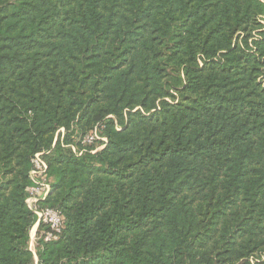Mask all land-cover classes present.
Returning a JSON list of instances; mask_svg holds the SVG:
<instances>
[{
    "label": "trees",
    "instance_id": "obj_1",
    "mask_svg": "<svg viewBox=\"0 0 264 264\" xmlns=\"http://www.w3.org/2000/svg\"><path fill=\"white\" fill-rule=\"evenodd\" d=\"M0 264H264V0H0Z\"/></svg>",
    "mask_w": 264,
    "mask_h": 264
},
{
    "label": "built area",
    "instance_id": "obj_2",
    "mask_svg": "<svg viewBox=\"0 0 264 264\" xmlns=\"http://www.w3.org/2000/svg\"><path fill=\"white\" fill-rule=\"evenodd\" d=\"M102 127H95L91 132L84 135L82 145L94 146L91 154L96 153L104 147L106 139L101 135ZM60 132H63L61 129ZM100 143V144H99ZM72 151L80 156L84 150L76 152L74 147ZM47 163L43 153L35 154L31 160V170L28 174L30 186L26 191L25 203L28 209L34 214L35 223L29 236L28 248L35 257V244L41 238L44 243L56 241L61 235L64 228V217L61 212L54 208L44 207L42 204L47 200L51 192V181L48 177ZM43 226L44 229L37 236L38 228ZM36 261V258H35ZM36 263V262H35Z\"/></svg>",
    "mask_w": 264,
    "mask_h": 264
},
{
    "label": "rangeland",
    "instance_id": "obj_3",
    "mask_svg": "<svg viewBox=\"0 0 264 264\" xmlns=\"http://www.w3.org/2000/svg\"><path fill=\"white\" fill-rule=\"evenodd\" d=\"M63 133H64V131L63 132H60V140L63 139ZM70 147H73V146H70ZM74 150L77 152V149L75 147H74ZM50 181H51V179H50Z\"/></svg>",
    "mask_w": 264,
    "mask_h": 264
}]
</instances>
